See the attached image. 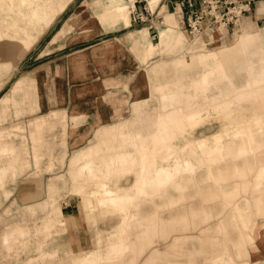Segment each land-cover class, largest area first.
<instances>
[{"label": "rangeland", "instance_id": "rangeland-1", "mask_svg": "<svg viewBox=\"0 0 264 264\" xmlns=\"http://www.w3.org/2000/svg\"><path fill=\"white\" fill-rule=\"evenodd\" d=\"M117 1L118 3L130 5L129 24L131 23V26L129 28H124L125 25L119 20L116 22L105 23L106 27L113 25H116V27H102L100 14L103 13L95 12L92 9V0H74L64 12H59L60 14L53 20V24L40 36L37 35H39V29H41V27H37L36 29L35 26L30 24L32 21L22 20V27H25L26 29L22 30V38H19V40H21V44H24V48L26 49L24 53L19 56L21 59L19 61L12 62V67L8 69L2 67L4 62H2V58H0V147L6 148L10 153L8 155L0 154V158H3L2 160L0 159V180L5 182L6 187V184L9 181H18L17 176L21 175V180L19 181L13 195L9 199H6V197L0 192V233L6 228L7 223L18 221L20 219L19 213L23 210V208L20 204L14 201V196L20 194L28 195L27 177L28 170L31 168L29 160L30 156H33L35 159L33 161L35 162L33 167L39 168V164L37 163L38 153L44 152V147L51 142V144L55 146L53 150V154H55V173L66 172V167L62 169L59 168V159L57 158L63 150L61 142H67L68 144V140L71 139L73 140L71 144H73L76 141L82 142L83 140L82 145H86L88 141H95L97 143L99 139L105 135L114 134L116 135V139H113L110 147H107V145H100L96 147L97 150H100L99 154L90 153L87 158L83 159L86 160V163L92 164L99 175H89L88 178L86 176L87 174H82L80 176V180L85 185V191L89 193L97 187V182L105 179L101 176L102 174L100 175L101 172H99L100 168L101 170L108 168L105 161L109 160L116 154L127 155V153H130L127 155L128 157L126 156V161L123 163H117L120 167L124 165L125 168H129L128 171L120 175L119 173L113 174L106 179L110 188L114 189L117 193H128L129 195L134 196V202L128 206L129 211L127 220H123V218L118 216L116 213H112V208H110L108 209V213L106 212V214L99 218L96 222L91 223L92 229L94 228L95 230H93L94 234L91 239L92 242L93 240H97V244L90 245L91 247L89 246V249L87 251H82V253H87L93 248L96 250V253L91 258L95 257L94 259L96 261L100 260L101 264H121L126 254L134 247V245L133 247L131 246L130 240L133 236H135V230L140 229L139 227L141 226L142 221V206H149V210H154L155 212L158 209H163L164 207H177V211L178 209L183 211L181 212V215H186L185 211L188 208L191 215L195 216L198 213H193V211H204V206L211 205L213 206V209L216 210L215 213L221 216L220 224H217L206 231L208 233L220 234L217 240L222 243V252L218 256H214L212 251L213 240H207V251H210L213 254V258L210 263L217 264L220 259L224 260V253L236 251L234 247L232 248L230 246L228 239H226L225 242L228 243L229 246L225 247L224 245V229H226L224 227L225 222L228 223V230L233 232L239 231L237 228H235V230L230 229V225L235 220L233 205L238 197L237 195L226 196L225 191L227 190L225 188L229 185V182H236L238 177L246 178L248 175L253 174L256 171L257 173L262 171V168H264V142H261L255 150L257 155L254 157L263 154L261 159H259L256 164L252 165L251 170L244 172L243 176H230V179H220L221 177L216 179L213 176L208 178V169L206 167L198 168L192 175H175L176 180L171 185L165 184L159 188L146 185L144 194H140L139 192L137 193L134 190L133 185L137 180V173L141 169L139 163L130 162L132 155L135 156V149L133 148L132 143L135 141V135L138 132L144 134L146 131L141 130L142 126H134V124L130 126L127 125L126 122L133 121L134 123L136 122L139 124L140 119L135 115L139 114L141 111L161 113L163 114V118H166L172 113V115H175L178 118H174L173 124H167L166 128H164L165 124H158L155 128L158 137L155 142H151L150 144V155L147 160V165L150 167L154 165L174 166L176 164L175 162L181 163L186 158H189L191 161L196 163L198 160L194 156L190 155L189 147L185 151L180 152L179 147L174 146H182L185 144L184 140L189 138L190 133L192 132H195V135H199L203 131V135L207 136L218 131L223 123V116L219 114V111H221L219 108L220 106H216L215 103H219L222 100H216L215 103L209 101L212 103L211 106H209L210 113L207 114L205 112L204 117H206V119L199 126H193V124L186 122L184 115L188 113L189 108L192 107L191 99L197 94L195 91L196 88L192 86L189 90L191 94H184L181 96L179 103L176 102L179 100L178 96L176 99H169L167 98V94L169 92H178V85L179 83H182L177 79L179 74V77L188 75V77L195 78V76H193L195 73L194 71L188 73L185 69H183V67L176 68L173 65L174 60L177 61L176 59L180 56L184 60V57L188 56L187 54H191L193 50L190 48L185 52H180L176 51L173 46H168L171 50L170 54H174L175 57H173L170 61H167L169 74L167 76L164 75L160 66L162 61H157L160 59L158 55L162 49L165 50L168 48L164 40L159 38L158 27L167 26L163 24V15L159 14V10L157 9L156 12L149 17L150 20H153L146 21L144 8L146 7L148 9V7L144 0H134L132 3L129 0ZM158 5L159 3L157 1L154 10ZM149 6L151 8L150 4ZM159 6L161 7L163 4H160ZM260 8L263 13L259 14L257 10L256 13L243 18L239 22V26L234 28V31H231L230 34L221 36L218 33L210 36V39L205 36V38H207L206 41H211L209 47L218 51L221 48V41L225 39L227 42H231L238 27H242V25L248 21L256 23L258 26L256 27V30L264 31V6H260ZM112 10H115V8H112ZM167 11L173 12L175 10L167 8ZM78 15L81 17L79 24L74 22L75 17ZM141 15L144 17L143 20L140 19ZM164 16H166V14ZM174 26L179 28V30L184 33L188 46L196 42L194 40L197 37L190 38L185 33L183 29V22H179V24ZM83 27H89L93 30V32L90 34L82 33L81 29ZM132 30L139 31L131 33L130 37H126L125 35L128 31ZM30 31H36V37L31 36ZM115 37L118 39V51H114L113 54L108 56V65H103L99 57L95 59V57L91 56V60L88 62L90 66L89 75L87 77L81 76L80 78H75L74 69L72 67V63L70 62L72 54L67 55L70 52H68V48H64V46L74 44L72 46L76 48L78 47L76 46V43H86L87 46H90ZM130 38H135L139 41L140 45H142V49L146 48L150 44H157L159 46V52L155 53L148 59H144L141 54L142 49H131L132 43L131 41H128ZM85 51L90 52L91 48ZM2 53H0V56H2ZM115 55H117V57L114 58ZM19 57L17 59H19ZM3 58V60L11 61L10 59H6V54H3ZM122 59H124L125 62H123ZM114 61H116V65L114 64ZM123 71H125L124 75L128 76V80H132V84L128 85L121 80H116L115 90L110 89L114 90L113 96H115L116 99L114 101L117 102L115 103L112 101L114 102L113 104H115L114 111H116L117 107L119 108L118 116L114 118L112 117L110 122L97 124L96 127L89 124L83 128V124L88 120L87 116L90 113L89 108L82 109L76 104L70 113H68L65 109L50 110L62 104L60 99L64 97L66 93L72 92L90 94L94 91H100V87H98L97 83L98 81H96L97 74H100V76L103 77L100 82L103 81L104 86L102 85L100 89L108 92L110 88L109 85L113 84V81L109 85L105 84V80L108 78V75L116 73L120 76V73ZM232 79H234L237 83L244 81V78L240 76L233 77ZM20 80H24V83L18 84ZM231 96L232 95H230L229 98H231ZM5 97H9L8 102H4ZM136 100L141 101L143 104L141 109H135L134 102ZM31 101L35 102L36 105H32L30 103ZM145 102L146 105L144 106ZM81 103L84 104V102ZM87 103L89 102H86V104ZM91 103L92 102H90V104ZM202 103L203 101L200 100L199 104ZM78 111H82L83 114H78ZM227 119L228 116L224 113V122L228 121ZM179 120H181V122H179ZM114 123H116L117 126L115 129H111L110 127L114 126ZM106 125H109L107 126L108 128L98 130L99 127ZM68 150L71 156H73L76 151L75 148L69 149V147ZM254 157L250 159L253 160ZM48 159V156L44 158L42 163L44 166L48 163ZM72 159L73 157L70 161ZM81 161L82 159H80V162ZM80 162L78 165H75V167H73L74 165L71 162L69 166V191L64 190V196H62L63 200L59 203L53 204L51 213L47 215L44 220H41L43 215L39 213L37 217L20 224V226H24L29 230V235L24 238L25 244L23 246L20 244L18 246L19 249L16 248L14 250L15 252L17 251L21 257L26 258V253L31 251L38 252L37 249L41 244H38L35 247L31 245V243L38 238H40V243H48V249L52 248L53 252L56 253L59 252V249L55 246H60L62 243L65 245L66 241H70L71 244L74 241V236H76L75 231L72 233L70 232V225L65 222L67 219L64 217L62 212V202L64 201L65 195L75 198L76 204L80 210L77 227L74 226V228H76L75 230L77 231L79 228H86L90 232L87 223L84 221L83 214L81 213L84 212V209H80L79 207L81 205V201L84 200L86 196L71 195L74 183L72 175L77 171L76 166H82ZM35 175L39 177V182L43 188L41 192H43V194L41 193V195L37 196H33V194L32 197L26 200L28 203L35 202L39 200L40 196H44L45 185L48 181L47 179L50 175H52V173L45 171L43 174L40 172L37 174L33 173L32 176ZM147 176L148 178H151V174ZM179 182L187 183L188 186L183 188ZM251 184V182L245 181L243 187L249 189ZM240 186H242L241 182ZM7 187L13 188L11 183ZM189 188H192V190ZM262 189V194L257 192L255 193L260 194L259 196H263L264 187H262ZM31 190V192L37 193L35 189ZM256 199H259L260 205L264 203V198L257 197ZM105 210L107 211V209L103 208L101 211ZM101 211L97 210L93 211V213H99ZM156 215L157 217L156 219L154 218L155 220L153 219L154 221H149L147 218H143L144 222L148 224L147 231L149 232V235H152V232H155V230L151 229V226L157 227L158 221L164 222V216H160L157 212ZM208 215L209 214H206V216ZM87 218L91 221V218H89L88 215ZM62 220L66 224H62ZM120 226L121 228H119ZM216 229L220 230L216 231ZM245 230L249 231L250 229L246 228ZM100 231H102V234L98 235ZM119 231L122 233V241L128 245V249L120 256H117V258H113V262L108 263L106 261V257L109 259L108 255L113 254V248H111L110 242H114V240L118 239L115 234ZM233 241L237 243L238 240ZM72 244L71 246L73 247ZM9 245L10 244H6L5 248ZM12 246L15 247V245ZM237 247L239 251V246ZM73 248L75 252H79L78 250L81 249L79 247L78 249L75 247ZM10 251H12V249ZM4 254H6V252ZM2 256L3 255L1 254V264H12L15 262V257L12 259L8 256ZM59 256L63 257L64 252H59ZM254 259L255 255H251L250 261L253 262L255 261ZM49 264L57 263L53 260ZM93 264H96V262L93 261Z\"/></svg>", "mask_w": 264, "mask_h": 264}, {"label": "bare ground", "instance_id": "bare-ground-1", "mask_svg": "<svg viewBox=\"0 0 264 264\" xmlns=\"http://www.w3.org/2000/svg\"><path fill=\"white\" fill-rule=\"evenodd\" d=\"M2 1L5 0H0V3ZM10 1L13 3V0ZM70 1L71 0H16V3H22L24 5L25 14L21 11H15L13 8H11V11L14 15L13 19H16V23L19 24L25 18V15H29L31 18L35 17L36 20H39L41 16L44 17L45 15H49L50 17L49 13H55L58 8L63 10ZM129 1L131 3L134 2V0ZM157 1L158 3L160 2V0H148L147 7L150 12H156L154 8ZM102 7L103 8L100 11L102 13L112 11V8H115V13L119 17L118 20L125 26H129V4L118 3L117 0H106L102 4ZM178 8L180 7H177V9ZM180 12L183 22L181 8ZM80 20L81 17L78 15L75 17L74 22L79 24ZM21 28L22 30L26 29L22 26ZM158 29L159 38L164 40L167 47L173 46L176 51L180 52H185L190 48L193 50L191 54H187L188 56L184 57V60L181 56L178 57L176 59L177 61H173V65L176 68L183 67V69H185L188 73L194 71L195 73L193 76H195V78L188 77V75L179 77V74L177 79L182 83H179L178 85V92H169L167 94V98L176 99L178 96L179 100L176 102L179 103L181 96L184 94H191L189 90L192 86H194L197 94L192 97V107H190L189 112L184 115L186 122L193 124V126H199L206 119V117H204L205 112L207 114L210 113L209 106H211L212 103H215L216 100L221 99V102L215 104L216 106H220L219 108L221 111H219V114L223 116V123L221 128L216 132L207 136L203 135V131L199 135H195V132H192L190 133V137L184 140L185 144L182 146H174L179 147L180 152L185 151L189 147L190 155L194 156L198 160L196 163L191 161V159L186 158L181 163L175 162L176 164L174 166L154 165L150 167L147 165V160L150 155V144L151 142H155L158 137V134L155 131L156 126L158 124H165V127H163L166 128L167 124L170 125L174 123V118H178L177 116L172 115V113L166 118H163V114L161 113L141 111L139 114L135 115L140 119L139 124L136 122L134 123L133 121H127V125L131 126L134 124V126H142L141 130L146 131L144 134L138 132L135 135V141L132 143V146L135 149V156L132 155L130 162L139 163L141 169L137 173L138 177L133 185L134 190L137 193L139 192L140 194H144L146 185L155 186L157 188L165 184L171 185L176 180L175 175H192L198 168L205 167L208 169V178L213 176L216 179L218 177H221L220 179H230V176H243V173L251 170L252 165L256 164L263 155L260 154V156L254 157L257 155V153H255V150L257 149L256 147H258L261 142H264V31H254L251 30L252 28L250 26H245L243 24L242 27H238L235 31L233 40L231 39V42H227L223 39L221 41V48L216 51L212 47H209L211 41H206L207 38L204 41L201 37H197L194 40L196 42L188 46L185 39L186 37L184 33L179 30V28L171 25L159 26ZM81 31L85 34L93 32V30L89 27H83ZM117 47L118 39H108V41L106 40L104 43L93 46L90 52L82 51L71 55L70 62L72 63V67L74 69V77L80 78L81 76L87 77L89 75L90 66L88 62L91 60V56L95 57V59L99 57L103 65H108V56L113 54ZM25 49L24 44H19L18 56H21ZM157 52H159V46L157 44H150L141 50V54L144 59H148ZM160 66L163 74L167 76L169 74L167 61H162ZM238 76L243 77L244 81L237 83L234 79H232L233 77ZM112 81V79L110 80L107 78L105 80V84L109 85ZM23 83L24 80H20L18 84ZM113 95L114 94L112 93L111 101L116 100ZM230 95H232L231 98H229ZM200 100L203 101L202 104H199ZM8 101L9 97H5L4 102ZM138 101L139 100H136L134 102L135 109L142 108L143 104L141 101ZM30 103L32 105H36V103L32 101ZM145 105L146 102L144 103V106ZM118 113L119 108L117 107L113 118L117 117ZM224 113L228 116V121L226 122H224ZM78 114L81 115L83 112L78 111ZM179 122H181V120H179ZM113 125L114 126L110 127L111 129H115L117 126L116 123ZM107 126L109 125L101 126L98 130L108 128ZM115 136L116 135L114 134L105 135L99 139V142L103 145H107V147H110L113 139H116ZM88 152L91 154H99L100 150L90 149ZM0 154L8 155L10 153L6 148L0 147ZM129 154L130 153H127V155ZM84 155L85 153H81L73 158V167L78 165L80 159L84 157ZM127 155L116 154L109 160L105 161L108 168L104 170H101V168L99 169V172H101L100 175L102 174L101 176L105 179L97 182V187L89 193L85 191V185L80 180V176L82 174H87L86 176L89 178V175L96 176L99 174H97L94 166L90 163L82 164V166H76L77 171L72 175L74 183L71 195L86 196L85 199L81 201V205L79 207L80 209H84L85 214L91 218V223L96 222L99 218L104 216L106 212L108 213V209L110 208H112V213H116L118 216L123 218V220H127L129 211L128 206L134 202V196L129 195L128 193H117L114 189L110 188L106 179L113 174L119 173L120 175L128 171L129 168H125L124 165L121 167L117 165L119 162L123 163L126 161ZM252 157H254L253 160L250 159ZM149 174H151V178H148L147 175ZM261 179L262 175H259L257 182L252 187L255 192L260 194L263 192ZM179 183L183 188L188 186L187 183ZM228 184L229 185L225 188L227 190L225 191L226 196L237 195L239 183L229 182ZM189 189L192 190V188ZM245 202L249 203L248 200ZM103 208L107 209V211H101ZM97 210L101 212L93 213V211ZM242 211V207L234 205L233 213H240ZM195 212L198 213V210ZM156 217V212L151 210L145 218L149 221H154ZM65 222L69 223L68 219L65 220ZM65 222L62 220V224H66ZM227 226L228 223L225 222V247L228 246L229 243L236 251H238L237 246H239V252H243L244 242L242 238H240L237 243L232 241L230 239L232 231L228 230ZM242 226L247 227L249 225L243 222ZM257 226L260 225L257 224L252 230L251 235H248L246 238L247 242H253L255 238L259 237L260 228ZM119 228H121V226ZM219 230L220 229H216V231ZM119 232L115 234L118 239L114 240V242H110V246L113 248V254L108 255L109 259L106 257V261L108 263L113 262V258H117V256H120L128 249V245L122 241V230L120 233ZM100 234H102V231L98 233V235ZM28 235L29 230L20 225L16 228H8L3 234L6 243L11 242L12 244L13 242L20 241L21 246L25 244L24 238ZM226 239H228V243L225 242ZM212 242V251L214 256L220 255L222 252V243L217 239H214ZM11 244L5 248L6 252H12L17 248V244L15 247ZM96 244L97 242L93 240L92 245ZM48 248L49 246L47 244H41L37 249V253L40 255L52 254L48 251ZM11 249L12 251H10ZM253 252L260 253L257 247L253 248ZM95 253L96 250L92 248L88 253L89 255L85 257L83 263L93 264L94 261L96 264H101L100 260L96 261L94 259L95 257L91 258ZM25 264H30V262L28 261ZM217 264L227 263L224 262L223 259H220Z\"/></svg>", "mask_w": 264, "mask_h": 264}, {"label": "crops", "instance_id": "crops-1", "mask_svg": "<svg viewBox=\"0 0 264 264\" xmlns=\"http://www.w3.org/2000/svg\"><path fill=\"white\" fill-rule=\"evenodd\" d=\"M16 1V0H15ZM13 0V3L10 0H5L0 3V53H2V67L10 69L12 67V62L19 61L21 57L18 56V45L21 44V40L19 38H22V24L21 22L18 24L16 23V19H13V13L11 11V8H13L15 11L19 12L21 11L23 14H25V7L22 3H16ZM74 0H71L66 7L63 10H60L59 8L55 13H49V15H45L44 17L41 16L39 20H36L35 17H30L29 15H25V18L23 20L25 21H32L30 24L33 26L40 28L39 29V35L40 36L44 31H46L52 24L53 20L62 12H64L68 6L73 2ZM106 0H92V9L95 12H100L102 10V4ZM128 1V0H127ZM176 1V0H174ZM172 6L170 5H163V6H156L155 10H159V14H162L164 17L163 24L167 26H174L179 24V22H182V15L180 12V8H178L175 12H169L167 11V8L170 9ZM60 12V13H59ZM115 10L100 14V20H101V26L104 28H112L116 27V25L106 27V22H116L118 20L117 14L114 13ZM258 13H263L261 8H258ZM166 14V16H164ZM152 16V15H151ZM150 14H146V21H152L153 19H149L151 17ZM27 17V18H26ZM15 18V17H14ZM31 18V19H30ZM131 20V17H130ZM245 26H250L251 30H256L255 22H247L244 24ZM131 26V23L129 26H124V28H129ZM29 28V26H28ZM139 30H132L128 31V33L125 35L126 37H130L131 33L137 32ZM31 36L36 37V31H30ZM202 40H206V38L202 35L200 36ZM117 39L110 38L109 40ZM107 40V39H106ZM104 40V42L106 41ZM108 41V40H107ZM128 41H131L132 50H140L142 49V45H140L139 41H137L135 38H130ZM103 41L87 46L86 43H76L78 47L74 48L72 45L74 44H68L67 46H64V48H68L67 55H73V53H78L85 51L89 48H92L93 46L99 45L101 43H104ZM73 47V48H72ZM162 49V48H161ZM117 52V48L115 49ZM171 50L170 48H166L165 50L162 49L160 54L158 55L160 57L158 62L161 61H170L175 57V55L170 54ZM3 54L7 55L6 59H10L11 61L3 60ZM157 56V57H158ZM19 57V59H17ZM117 57V55L114 56V58ZM123 62H125L124 59H122ZM116 61H114V64ZM116 65V64H115ZM125 71L120 73V76H118L116 73L112 75H108V78L113 80V84H110L109 91L106 92L105 90H101L100 88L102 85L104 86V82H100V80L103 78L100 76V74H97L96 81H98V87L100 91H94L90 94H81V93H66L64 97L60 99V102L62 104L57 107H54L53 109H65L68 113L71 112L74 105H78L82 109L89 108L90 113L87 116V122L83 124V128L89 124H92L94 127L97 126V124H101L104 122H110L112 120V117L115 115V104L111 103V93L115 90L116 80H121L125 83L132 84V80H128V76L124 75ZM105 78V76H104ZM114 89V90H110ZM80 102V103H77ZM81 102H84L82 104ZM86 102H89L86 104ZM90 102H92L90 104ZM105 102V103H100ZM49 110V111H50ZM82 128V129H83ZM84 130V129H83ZM73 140H68L67 142H61V145L63 147L62 152L60 153L59 157V168L66 167V172H56L55 173V164H54V158L55 154H53L54 147L51 142L48 143L47 146L44 147L45 151L38 153L37 163L39 164V168L33 167L35 162H33L35 159L33 156H30V164L31 168L28 170V195H15L14 201L20 206H22L23 210L20 211V219L18 221H13L6 224V228L0 233V253L3 255L2 257H11L12 259L15 257V262L12 264H25L28 261L30 264H49L53 260L56 261L57 264H84L83 261L85 257H87L89 252L82 253V251H87L89 249V246L92 245V235L94 234L91 227V221L88 220L87 214L85 212H81L83 214L84 221L87 223L89 230L86 228H79L77 231L75 230L74 226L77 227L78 224V218L80 217V210L78 208V205L76 204L75 198H72L70 196L65 195L64 201L62 202V212L64 217L68 219L69 225H70V232H74L76 236H74V241L71 243L73 247L81 248L78 250L79 252H75L74 248L71 246L70 241H66L65 245L62 243L60 246H55L59 249V252L63 251L64 256H59V252H53V249H48L49 252L52 254H44L40 255L37 253V251L26 253V258L21 257V255L18 254V252H6L5 251V245L11 244V242L6 243L4 240V232L8 228H16L18 227L22 222H28L30 219H33L37 217L39 213H41L42 219L44 220L47 215L51 213V209L53 207L54 203H59L63 200V192L64 190L69 191V178H70V170L69 166L72 162L70 159L78 154L85 153L84 157H82V161L80 164H86V160H83L84 158H87L90 155V152L88 150L90 149H97L96 147L103 145L101 142H95V141H88L86 145H82V142L76 141L75 143L71 144ZM77 144V145H74ZM97 146H96V145ZM95 145V147H94ZM69 149L75 148L76 151L73 156L69 154ZM48 156V163L44 166L43 160L44 158ZM102 156V155H101ZM1 160L3 158H0ZM15 159V158H14ZM20 159V158H19ZM0 160V161H1ZM89 162V161H88ZM240 162V161H239ZM50 172L52 175L49 176L47 179L45 185V192L43 197H39V200L35 202L28 203L26 200L30 197L41 195L43 194L41 183L39 182V177L37 175L32 176L33 173H41L43 172ZM259 175H262L261 182H264V168H262V171L257 173V171L253 174L248 175V177H238L236 179V182H240L242 186L238 188L237 197L238 199L235 201L234 205H237L239 207L243 208L242 212H234L235 214V220L230 225V229L235 230L237 228L238 232L231 233V240H239L242 238L244 242V251H234L231 253H224V262L227 264H263L264 263V203L260 205L259 198H264L263 196H259L260 194H256L255 191L252 189V187L257 182V179ZM21 175H18V181L14 182H8L5 187V182L0 180V192L2 195L6 197V199L10 198L14 191L16 190ZM245 181L251 182V186L249 189H246L243 187V184ZM22 182V181H21ZM244 182V183H243ZM11 183L13 188H8L7 186ZM261 187H264V183ZM31 189H35L36 192H31ZM263 190V189H262ZM36 194V195H35ZM17 196V198H16ZM20 196V197H19ZM176 197V196H175ZM248 200L249 203L245 202ZM23 204V205H22ZM233 205V207H234ZM177 207H164L163 209H158L156 212L160 214V216H164V222H157V227L151 226L152 230H155V232H152V235H149L147 229L148 224L144 222L143 218L149 214L151 210H149V206H142L141 214H142V221L140 229L135 230V236H133L130 240L131 246L134 247L130 249V251L126 254L125 258L121 262V264H211L213 254L210 251H207V240L211 239H217L219 238L220 234H214V233H208L206 232L208 229L212 228L213 226H216L217 224H220L221 222V216L217 215L215 212L216 210L213 209V206H204V211L199 210L198 214L195 216L191 215V212L186 209L185 213L186 215H181L180 209H176ZM190 209V206H189ZM209 209V210H207ZM9 211V210H8ZM6 211V212H8ZM154 211V210H153ZM260 211V212H259ZM195 211H193L194 213ZM206 214H209L206 216ZM260 214V215H259ZM186 216V217H185ZM245 222L247 227L242 226V223ZM235 223V224H234ZM238 223V226H237ZM72 224V226H71ZM259 224L260 226H257L260 228L259 237L255 238L253 242H247L246 238L248 235H251L252 229L256 227V225ZM146 228V230H145ZM240 228V229H239ZM250 229L249 231H246L245 229ZM95 231V230H94ZM88 233V235H87ZM40 238L36 239L31 243L32 246L40 245L39 241ZM95 239V238H94ZM19 241V239H18ZM97 242V240H94ZM17 242V241H16ZM13 242L12 244L16 246L19 249V245L21 244L19 242ZM238 242V241H237ZM53 243V242H52ZM34 244V245H33ZM48 244V243H47ZM139 246V249H138ZM229 246V245H228ZM227 246V247H228ZM231 246V245H230ZM91 247V246H90ZM232 247V246H231ZM257 247L260 253H254L253 248ZM33 250V249H32ZM36 250V249H34ZM6 252V254H4ZM0 254V255H1ZM251 255H255V261H250ZM228 256V257H227ZM234 259V260H233ZM1 264V261H0Z\"/></svg>", "mask_w": 264, "mask_h": 264}, {"label": "built area", "instance_id": "built-area-1", "mask_svg": "<svg viewBox=\"0 0 264 264\" xmlns=\"http://www.w3.org/2000/svg\"><path fill=\"white\" fill-rule=\"evenodd\" d=\"M147 4L148 0H144ZM170 5L176 11L181 8L183 14V29L188 37L228 35L239 26V22L253 13L264 0H160L159 5ZM146 14L150 13L145 7ZM141 15L140 19L143 20Z\"/></svg>", "mask_w": 264, "mask_h": 264}]
</instances>
